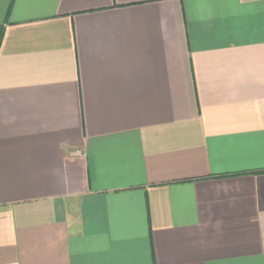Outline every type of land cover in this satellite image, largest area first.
<instances>
[{
  "label": "crops",
  "instance_id": "crops-1",
  "mask_svg": "<svg viewBox=\"0 0 264 264\" xmlns=\"http://www.w3.org/2000/svg\"><path fill=\"white\" fill-rule=\"evenodd\" d=\"M0 264H264V0H0Z\"/></svg>",
  "mask_w": 264,
  "mask_h": 264
},
{
  "label": "trees",
  "instance_id": "trees-1",
  "mask_svg": "<svg viewBox=\"0 0 264 264\" xmlns=\"http://www.w3.org/2000/svg\"><path fill=\"white\" fill-rule=\"evenodd\" d=\"M1 34H2V32H0V41H1V37H2V35H1Z\"/></svg>",
  "mask_w": 264,
  "mask_h": 264
}]
</instances>
